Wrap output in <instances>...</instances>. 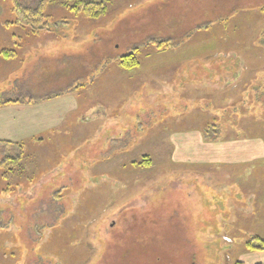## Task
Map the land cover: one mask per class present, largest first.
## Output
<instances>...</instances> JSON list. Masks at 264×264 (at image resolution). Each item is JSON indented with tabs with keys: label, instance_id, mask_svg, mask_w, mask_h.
Segmentation results:
<instances>
[{
	"label": "rangeland",
	"instance_id": "1",
	"mask_svg": "<svg viewBox=\"0 0 264 264\" xmlns=\"http://www.w3.org/2000/svg\"><path fill=\"white\" fill-rule=\"evenodd\" d=\"M64 1L45 10L51 31L29 35L6 25L15 2L0 0V49L16 52L0 57V100L70 92L91 108L72 114L67 136L27 143L0 165V264L263 260L246 241L264 238V0H211L210 16L208 0H109L94 19ZM186 34L180 49L215 66L165 75L169 85L137 81L151 79L145 59L114 75L119 56L139 48L152 64ZM8 152L0 144V162Z\"/></svg>",
	"mask_w": 264,
	"mask_h": 264
},
{
	"label": "crops",
	"instance_id": "2",
	"mask_svg": "<svg viewBox=\"0 0 264 264\" xmlns=\"http://www.w3.org/2000/svg\"><path fill=\"white\" fill-rule=\"evenodd\" d=\"M171 1L179 2L177 4L179 6L181 5L182 7L189 0H170V2ZM210 1L211 0H208L209 12L208 11L204 12L205 15L206 12H208L209 13L208 16H210V9H211ZM192 2H194V0H192ZM212 9L215 10L213 7ZM194 17H198L199 18L198 20H200L199 15ZM172 21L173 22H171L170 24L172 27L177 26V28H179L180 26H183L185 24V20L184 23L181 24L182 22L181 19L180 20L175 19ZM208 24L205 23L203 25L205 29L209 28ZM198 27H194L190 29L187 32V34H191ZM187 34L184 36L182 42L177 43L176 47L164 46L161 47L160 49H156L152 53V58H154L153 61L155 60L157 61L153 62L152 64H150L149 62V60L151 59L150 53L142 56L141 57L142 59H140V64L142 63V60L145 59L144 63L146 64L148 73L149 75L152 76L151 79L142 78V79H138L137 81L141 82L143 86H146L147 82H151V80L157 82L160 85L164 84V82H166V85H169V83H167L168 77H165V75L183 76L185 73L189 75L195 73L201 74L200 72L207 71L206 69L208 70L210 69L209 65L215 66V64L209 62L210 59L209 54L203 55L201 52L198 51L180 49L182 47V44L184 43H188L189 46ZM139 67L140 65L137 67V69H139ZM113 69H114V75L118 71H120L125 78L127 77L124 75L123 71L126 70L128 72H131L133 70V69L132 70L124 69L119 64L115 65ZM122 69L123 71H121ZM213 73H216V71ZM95 74H97V72H95L93 76ZM153 74L156 75L155 79ZM157 74L162 75V77L160 76V78H158ZM117 76H120V74L117 73ZM115 80L119 84L128 85V81L123 80L122 78H115ZM84 84H86V87L85 88L83 87L81 89H86L90 87L91 84H92V89L95 87L94 88L95 91H98L100 88L97 87L94 79L93 80L91 79L89 83L90 86H88V83H84ZM129 85H131V83H129ZM79 107H80V102L76 100L75 94L70 92L58 94L48 99H43L40 101L11 102L6 104H0V141L23 142L26 145L27 143L35 142L37 139L41 140L44 137L47 139L48 138L56 139L57 136L60 135L58 137H60L61 139L62 137L67 136L69 132L68 129H74L78 126L77 121L79 120V118L77 117L78 119L77 121L72 120V117H74L72 116V114L75 111L86 113L90 111L89 109H91L88 106L84 109H79ZM64 127L67 129L62 131V128ZM259 253H260L259 255H262L264 257V251ZM253 263L257 264L256 262Z\"/></svg>",
	"mask_w": 264,
	"mask_h": 264
},
{
	"label": "trees",
	"instance_id": "3",
	"mask_svg": "<svg viewBox=\"0 0 264 264\" xmlns=\"http://www.w3.org/2000/svg\"><path fill=\"white\" fill-rule=\"evenodd\" d=\"M14 3L12 10L15 15V19L6 25L9 26L15 25L19 26L22 30H25L29 35H39L41 33L51 31V26L57 24L54 21L53 17L46 13L45 10L47 6L54 4L57 0H38L35 5H28L25 3L17 2V0H12ZM70 1V0H66ZM73 3L70 6V2L65 5L70 6L71 9L74 10L75 13L81 14L83 17L87 19H94L102 16L107 11V1L109 0H72ZM152 44L156 47L161 45H165V41H155L150 40ZM149 41L147 43H150ZM146 43V44H147ZM164 47V46H163ZM139 48H134L130 52L121 55L118 57V64L127 70H132L140 65V57L141 51H138ZM15 51L10 48H2L0 49V57L5 59L10 58L15 55ZM55 95L46 96L42 98H38L37 100L31 97L28 98H16V99H5L0 100V104H6L11 102H23L22 99H26L27 102L31 101H40L43 99H48ZM0 144H5L12 146V148L17 151L14 154H10L9 152L6 154L7 159L4 162H0L1 166H5L10 163L18 162L22 159V154L24 151V143L23 142H9V141H0ZM7 160V161H6ZM150 160H142L139 164H148ZM3 166V167H4ZM246 247L250 251H264V238L259 236H252L248 241H246ZM258 264H264V261Z\"/></svg>",
	"mask_w": 264,
	"mask_h": 264
}]
</instances>
